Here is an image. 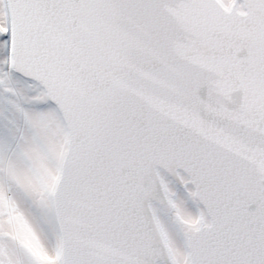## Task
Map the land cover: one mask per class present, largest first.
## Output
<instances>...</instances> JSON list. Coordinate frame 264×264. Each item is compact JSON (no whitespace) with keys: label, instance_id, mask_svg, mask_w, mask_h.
Segmentation results:
<instances>
[{"label":"snow or ice","instance_id":"snow-or-ice-1","mask_svg":"<svg viewBox=\"0 0 264 264\" xmlns=\"http://www.w3.org/2000/svg\"><path fill=\"white\" fill-rule=\"evenodd\" d=\"M0 264H264V0H0Z\"/></svg>","mask_w":264,"mask_h":264}]
</instances>
